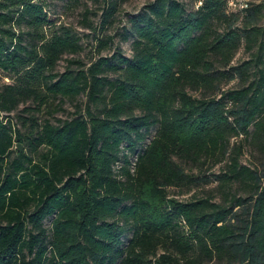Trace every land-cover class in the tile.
<instances>
[{
  "label": "trees",
  "instance_id": "trees-1",
  "mask_svg": "<svg viewBox=\"0 0 264 264\" xmlns=\"http://www.w3.org/2000/svg\"><path fill=\"white\" fill-rule=\"evenodd\" d=\"M49 1L95 29L129 0H0V264H264V2L153 0L130 56L58 71L82 44Z\"/></svg>",
  "mask_w": 264,
  "mask_h": 264
},
{
  "label": "rangeland",
  "instance_id": "rangeland-1",
  "mask_svg": "<svg viewBox=\"0 0 264 264\" xmlns=\"http://www.w3.org/2000/svg\"><path fill=\"white\" fill-rule=\"evenodd\" d=\"M153 0H129L119 7L114 19L106 26L101 25V14L102 7L94 4H89L90 9L95 13L92 15V22L95 29L87 28L81 25L82 12L84 6L70 7L65 6L64 2L59 1H49L48 10L63 24L76 30L81 38L82 50L77 54L64 55L60 60L57 70L63 71L68 64V60L77 59L82 62L84 67L90 66L94 61L100 57L112 56L118 48H120L123 53L127 56L132 54L131 40L124 39L125 27L127 26L128 18L130 15L140 11L148 2ZM185 1V0H183ZM247 2H264V0H247ZM239 7L236 6V9ZM264 14V12H263ZM262 23L264 24V17ZM111 36L113 40L107 44V46L99 49V39L101 37ZM247 54L240 50L234 58V62L237 63L246 57ZM86 101L85 96H81L78 99L71 98H58L54 101L52 105L51 114L49 112H42L36 114L39 121H43L44 118H48L52 123H57L58 120L71 119L76 115V103L84 104ZM58 104V105H56ZM32 105L29 101L27 103L21 104L19 109L14 112L15 115L21 113L22 109L27 106ZM155 129L153 128L148 134L145 143H147L153 136ZM24 149V147H22ZM246 160H248V155H246ZM132 162L135 161V156H131ZM245 160V161H246ZM194 191L184 193L180 195L181 198L189 197ZM48 224V222H46Z\"/></svg>",
  "mask_w": 264,
  "mask_h": 264
},
{
  "label": "bare ground",
  "instance_id": "bare-ground-1",
  "mask_svg": "<svg viewBox=\"0 0 264 264\" xmlns=\"http://www.w3.org/2000/svg\"><path fill=\"white\" fill-rule=\"evenodd\" d=\"M247 0L244 1V8L247 7ZM232 6L236 7L238 6L239 7V1H232Z\"/></svg>",
  "mask_w": 264,
  "mask_h": 264
},
{
  "label": "built area",
  "instance_id": "built-area-1",
  "mask_svg": "<svg viewBox=\"0 0 264 264\" xmlns=\"http://www.w3.org/2000/svg\"><path fill=\"white\" fill-rule=\"evenodd\" d=\"M232 1H239V8L240 9L244 8V1L245 0H231L230 5H232Z\"/></svg>",
  "mask_w": 264,
  "mask_h": 264
},
{
  "label": "water",
  "instance_id": "water-1",
  "mask_svg": "<svg viewBox=\"0 0 264 264\" xmlns=\"http://www.w3.org/2000/svg\"><path fill=\"white\" fill-rule=\"evenodd\" d=\"M18 149H19V150H22V146H21V144H18Z\"/></svg>",
  "mask_w": 264,
  "mask_h": 264
}]
</instances>
